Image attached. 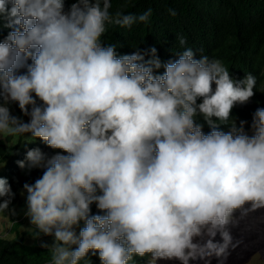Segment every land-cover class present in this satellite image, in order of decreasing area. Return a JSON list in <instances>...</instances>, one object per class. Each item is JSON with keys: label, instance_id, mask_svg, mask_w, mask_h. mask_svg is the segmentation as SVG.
<instances>
[{"label": "clouds", "instance_id": "obj_1", "mask_svg": "<svg viewBox=\"0 0 264 264\" xmlns=\"http://www.w3.org/2000/svg\"><path fill=\"white\" fill-rule=\"evenodd\" d=\"M111 8V0H77L68 11L65 0H0L12 29L0 42V134L30 133L67 153L49 158L33 149L18 161L45 169L23 186L25 215L35 236L54 237L42 244L52 264H89V254L101 264L135 256L222 264L236 246L234 213L264 208V108L253 114L252 135L246 121L229 120L234 105L254 95L256 78L235 81L219 59L197 58L191 48L167 63L155 47L117 56L115 45L102 43L108 26L147 24L152 10ZM13 198L0 178V212ZM93 204L105 214L93 215Z\"/></svg>", "mask_w": 264, "mask_h": 264}, {"label": "trees", "instance_id": "obj_2", "mask_svg": "<svg viewBox=\"0 0 264 264\" xmlns=\"http://www.w3.org/2000/svg\"><path fill=\"white\" fill-rule=\"evenodd\" d=\"M76 2L65 0V11ZM111 3L110 12L113 15L120 11L138 16L149 8L152 10L147 24L136 23L130 28L108 26L102 43L115 45L117 56L136 51L146 53L155 47L158 58L167 63L178 59V54L186 48H191L197 58L207 55L210 59H219L229 68L230 77L235 81L243 80L251 73L256 78L254 95L243 104L236 103L229 117L237 127L241 121L247 122L245 130L251 126L253 114L258 108H264V0H111ZM172 11L175 15L171 14ZM5 23L0 18V42L12 30L5 27ZM179 37L186 41L183 46L179 43ZM149 58L150 54L145 56L146 60ZM24 71L26 69H20L21 73ZM163 71L161 68L159 74ZM37 103L41 102L37 99ZM2 104L3 99L0 97ZM8 107L18 113L24 122L29 121L30 118L21 112L18 104L9 103ZM197 122L203 125L205 134L211 131L202 117H198ZM219 130L226 132L229 129L221 125ZM28 137L27 149L17 154L15 151L25 148L23 137L13 142L14 137L0 134V178L8 180L14 193L5 212L10 214L12 229L21 226L25 220L28 222V227L12 230L13 237L0 236V264H52L50 250L40 244H30L27 240L30 237L41 239L49 236H35L33 226L25 215L27 192L23 186L26 183L34 184L42 177L45 169H21L18 161H25L27 152L33 149L41 150L49 158L58 153H67L50 148L43 140L32 138L30 133ZM0 202L3 200L0 199ZM91 213L105 214L99 212L95 204L91 205ZM83 227L81 222L75 230L79 232ZM87 259L89 264H101L98 255L89 254ZM148 259V256H135L130 264H147ZM80 264H85V261Z\"/></svg>", "mask_w": 264, "mask_h": 264}, {"label": "rangeland", "instance_id": "obj_3", "mask_svg": "<svg viewBox=\"0 0 264 264\" xmlns=\"http://www.w3.org/2000/svg\"><path fill=\"white\" fill-rule=\"evenodd\" d=\"M12 115L19 117L12 108H9ZM22 120V119H21ZM249 135H252L251 126L245 130ZM28 134H25L23 141L25 148L22 147L15 153L23 152L28 146ZM18 139L14 137L13 142ZM27 142V143H26ZM250 205H245V208ZM236 222L228 226L230 234L233 238V244L236 245L234 248L230 247L226 259L222 260V264H264V208L256 211H250L246 215H241V211L238 210L234 213ZM12 219L10 218L9 212H0V236L13 237L12 230L28 227V222L25 220L21 226L12 229ZM23 230V229H21ZM75 230V229H74ZM77 235L79 232L75 230ZM221 238L219 234L215 240L219 241ZM30 244H47L51 245L54 242V237H42L36 239L35 237L27 238ZM157 264H180L178 260H158ZM191 264H205L204 261L196 260ZM210 264H221V260L216 257L210 259Z\"/></svg>", "mask_w": 264, "mask_h": 264}]
</instances>
